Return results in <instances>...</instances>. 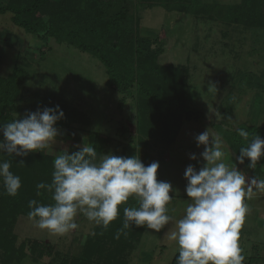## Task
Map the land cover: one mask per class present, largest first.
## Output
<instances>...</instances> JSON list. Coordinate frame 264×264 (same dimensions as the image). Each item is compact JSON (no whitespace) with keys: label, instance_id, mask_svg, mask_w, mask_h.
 Listing matches in <instances>:
<instances>
[{"label":"rangeland","instance_id":"374dc122","mask_svg":"<svg viewBox=\"0 0 264 264\" xmlns=\"http://www.w3.org/2000/svg\"><path fill=\"white\" fill-rule=\"evenodd\" d=\"M85 1L79 0V5ZM24 2L28 0H0V7ZM58 2L62 4V0H50L49 5L56 7ZM240 2L196 0L189 10L180 12L176 0H101L105 8L124 9L120 37L125 41L135 36L136 40H148L147 51L158 65L186 73L181 127L173 141L170 136L158 143L140 131L143 120L138 103L142 96L137 84L125 92L107 86L105 68L94 56L54 37L27 32L13 23L10 11L0 12V78L18 69L25 72L17 99L5 113L11 120L21 119L29 112L57 105L64 113L54 125L58 136L51 147L29 152L26 161L30 163L32 155L40 154L54 160L61 151L71 154L88 143L96 149L97 159L102 154L137 155L145 166L158 162L157 180L173 187L167 205L173 221L159 232L143 227L139 241L115 264H172L179 249L169 235L175 230V221L183 217L189 199L184 171L189 164L197 171L204 165L200 156L204 146L198 147L195 137L206 129L221 137L225 163L232 162L247 177L264 179V173L254 174L237 163L227 140V134L238 128L246 129L251 140L256 135L264 139V28L235 24L233 20L239 15L233 9ZM192 154L196 160L190 159ZM43 170L34 162L28 166L27 174L36 173L32 186L37 185L36 180L51 183L52 176L42 175ZM41 194L44 205L53 203L52 193L43 190ZM245 202L249 211L239 238L243 264H264V192L255 191ZM129 206H139L135 197L118 206L119 214L107 228L78 214V228L64 235L39 229L28 215H18L11 232L17 253L23 246V258L7 262L0 249V264H69L72 259H83L84 264H107L105 258L116 242L105 234L111 225L117 232L120 219H124L123 209ZM88 244L92 253L85 259ZM36 245L38 248L32 252L31 246Z\"/></svg>","mask_w":264,"mask_h":264},{"label":"clouds","instance_id":"9594fccd","mask_svg":"<svg viewBox=\"0 0 264 264\" xmlns=\"http://www.w3.org/2000/svg\"><path fill=\"white\" fill-rule=\"evenodd\" d=\"M211 88L215 89L213 86ZM64 113L59 106L27 113L21 119L0 124V153L26 156L29 152L50 148L58 136L54 126ZM237 134L248 141L249 132L238 128ZM211 138V140H210ZM204 165L189 164L184 171L188 199L184 215L175 221L169 239L176 242L177 264H243L245 256L239 244L244 223L255 191L264 192V179L247 177L231 162L225 163L223 141L209 129L195 137ZM209 144L211 146H209ZM264 158V139L256 135L239 149L237 163L255 169ZM190 159L196 160L195 154ZM23 163V162H21ZM158 162L145 166L137 155L128 157L102 154L87 143L69 154L61 151L53 162L51 183L36 185L37 195L44 189L52 193L53 203L43 205L30 200L28 218L36 227L52 234L64 235L78 228L75 217L83 214L90 222L107 228L119 212L118 206L135 197L138 207H124L122 227L115 238L127 235L132 225L159 232L173 221L168 203L173 190L169 182L157 180ZM9 161L0 162V181L7 195L15 196L21 179L10 171Z\"/></svg>","mask_w":264,"mask_h":264},{"label":"trees","instance_id":"16d2710c","mask_svg":"<svg viewBox=\"0 0 264 264\" xmlns=\"http://www.w3.org/2000/svg\"><path fill=\"white\" fill-rule=\"evenodd\" d=\"M49 1L28 0V3L18 5L13 3L11 6L0 7V12L10 11L13 14V23L27 32L35 35L42 33L41 37H54L60 43H66L94 56L105 68L107 86H114L120 92H125L133 84H137L142 96L138 103L139 116L143 120L140 126L141 133L156 143L170 136L173 141L184 118L182 108L186 98V73L176 67L158 65L155 56L147 51L148 40L138 38L136 40L135 36L129 37L130 41H125L119 36L124 16V9H120L121 7L114 10L105 8L101 0H87L82 6L79 5V0H62V4L58 2L55 7L49 5ZM194 2L196 0H176V4L179 3L176 9L180 12L187 11ZM233 11L239 15L233 20L235 24L243 23L248 27L264 28V0H241L238 6H234ZM44 17H47V20H44ZM24 73L18 69L7 78H0V124L13 121L5 111L14 105ZM81 117L85 119L84 116ZM236 132L227 134V140L231 150L238 156V150L247 146L251 139L245 141ZM261 135H264L263 132ZM2 156L3 161L11 163L10 171L21 179V187L15 196L7 195L3 184L0 186V249L5 260L13 263L23 258L21 253L23 246H19L21 252L17 253L16 238L12 237L11 232L17 216L28 215L30 200H37L43 205L45 201L41 198L44 189H40V195H37L36 185L32 186V179L36 173L33 171L27 174L26 170L34 162L37 168L40 166L44 168L40 171L42 175L51 177L54 160L42 154L32 155L30 163L26 161V156H10L6 153H2ZM248 163L249 161L245 159L244 165L252 173L257 175L264 173V169L262 171L264 158L258 161L255 169L248 168ZM38 183L40 180H36V184ZM122 223L123 219H120L119 229ZM142 229L143 227L132 225L130 229L124 230L127 232L126 236L121 234L120 238L116 239V233L113 232L114 228L111 225L105 236L111 237L116 244L114 250L105 258V262L115 264L116 259L122 258L124 251L132 249L139 241ZM35 247L38 248L37 245L31 246L32 252L35 251ZM91 249V244H88L84 252L85 259L91 255ZM177 257L178 255L172 264H177ZM69 264H84V260L72 259Z\"/></svg>","mask_w":264,"mask_h":264}]
</instances>
